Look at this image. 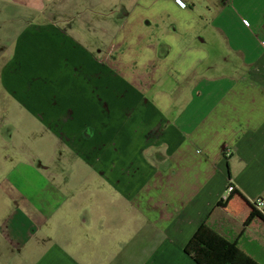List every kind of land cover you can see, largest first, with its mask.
I'll use <instances>...</instances> for the list:
<instances>
[{
	"label": "crops",
	"instance_id": "crops-1",
	"mask_svg": "<svg viewBox=\"0 0 264 264\" xmlns=\"http://www.w3.org/2000/svg\"><path fill=\"white\" fill-rule=\"evenodd\" d=\"M181 1L117 0L94 24L106 0H19L30 15L7 17L0 264H198L201 224L226 244L208 264L230 244L264 264V221L244 224L264 196V0ZM30 115L72 175L11 142ZM73 183L100 194L79 206ZM230 184L242 197L217 205Z\"/></svg>",
	"mask_w": 264,
	"mask_h": 264
},
{
	"label": "rangeland",
	"instance_id": "rangeland-1",
	"mask_svg": "<svg viewBox=\"0 0 264 264\" xmlns=\"http://www.w3.org/2000/svg\"><path fill=\"white\" fill-rule=\"evenodd\" d=\"M21 1V0H20ZM130 1V0H126ZM106 2L109 3V5H93V12H90L91 15H93V23H97V18L100 13H104L107 8H113V3L117 2V0H106ZM120 6L117 7V11L119 13ZM61 8H67L69 7V4L59 6ZM12 15H16L17 17H27L30 15L29 11L22 6L19 2V0H0V36L7 39V35H14V31L17 29L18 24L15 21H9L8 18H10ZM8 17V18H7ZM5 18V20H3ZM7 19V20H6ZM94 38L92 40L91 44H94ZM9 55V54H8ZM8 119V118H7ZM9 123V120H8ZM40 123V122H39ZM38 123L37 118L33 116H29L27 118H24V121H20V118L12 117V124L13 125H22L23 124V132L17 131L12 138L11 142L19 143V142H25L28 144V151L27 154L30 158V160H35V158H39L42 162V164H45L48 166V169L43 170L45 174H61V175H72V167H70V164L74 161H76L73 157L74 155H66L65 149H62L60 153V146H56L54 143V138L52 137L51 133L43 130L41 125ZM27 130V132H24V130ZM5 138V137H4ZM9 139V138H8ZM9 141V140H8ZM63 147V146H62ZM64 148V147H63ZM78 171V170H77ZM27 173H33L31 170H27ZM86 172V170H82L81 173ZM29 182L31 184L34 183L33 177L28 176L27 177ZM93 181L90 180V182ZM29 184L28 190H33L32 186ZM69 183V182H68ZM87 184H71V190L74 193V198L80 199L82 202L79 203L80 205L85 204L86 201H91L90 196L92 194L99 195L100 190L97 187H91ZM76 187H80L78 189V192L74 189ZM82 189V190H81ZM81 191V192H80ZM97 193H96V192ZM67 192H65L66 194ZM115 207H122L124 206L123 201L117 200L114 203ZM113 214V212H112ZM114 217L111 216V219Z\"/></svg>",
	"mask_w": 264,
	"mask_h": 264
},
{
	"label": "trees",
	"instance_id": "trees-1",
	"mask_svg": "<svg viewBox=\"0 0 264 264\" xmlns=\"http://www.w3.org/2000/svg\"><path fill=\"white\" fill-rule=\"evenodd\" d=\"M231 185V184H230ZM238 194L242 197V195L235 191L234 188L230 191V195L226 197L224 200L219 199L217 201V205L224 206L228 202V200L234 195ZM251 211L246 217L244 224L249 223L254 217H258L264 221V215L256 210L252 204L250 203ZM195 246L199 250L202 251L200 257L194 256L195 260L198 264H208L211 257L225 244V240L223 237L201 224L190 240L187 243V246ZM230 248L232 249V254L229 257L226 264H260L256 260H254L251 256L247 255L241 250H238L234 244H230Z\"/></svg>",
	"mask_w": 264,
	"mask_h": 264
},
{
	"label": "built area",
	"instance_id": "built-area-1",
	"mask_svg": "<svg viewBox=\"0 0 264 264\" xmlns=\"http://www.w3.org/2000/svg\"><path fill=\"white\" fill-rule=\"evenodd\" d=\"M177 2H178L180 5H182V6L185 5V3H184L183 1H181V0H177ZM244 23H247V20H244ZM226 190H227L228 192L232 191V190H233V186H232V185H228V186L226 187ZM250 203L252 204V206H253L256 210H258L259 212H261V213L264 215V196H257V197H255V198H253V199L251 200Z\"/></svg>",
	"mask_w": 264,
	"mask_h": 264
}]
</instances>
